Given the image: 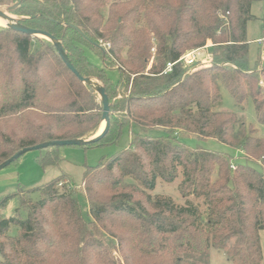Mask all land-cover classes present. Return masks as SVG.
Instances as JSON below:
<instances>
[{
  "label": "trees",
  "instance_id": "16d2710c",
  "mask_svg": "<svg viewBox=\"0 0 264 264\" xmlns=\"http://www.w3.org/2000/svg\"><path fill=\"white\" fill-rule=\"evenodd\" d=\"M258 2L264 0H23L15 13L30 18L24 25L62 39L79 73L106 89L109 132L82 147L117 145L125 129L131 142L88 167L81 188L65 176L35 189L20 185L5 197L0 211L14 199L18 208L10 218L0 213V264H210L212 250L234 264H264V137L244 116L251 101L264 125V67L261 55L250 63L247 39ZM261 20L264 30V14ZM63 23L107 43L106 57ZM208 46L209 65L178 62ZM85 47L103 68L87 60ZM109 70L120 72L117 83ZM223 88L239 113L223 108ZM102 115L98 95L51 43L0 28V165L46 142L92 138ZM182 133L216 140L242 162L187 147L177 140ZM59 150H39L41 165H59ZM179 177V194L203 200L205 213L152 195L158 181Z\"/></svg>",
  "mask_w": 264,
  "mask_h": 264
},
{
  "label": "rangeland",
  "instance_id": "374dc122",
  "mask_svg": "<svg viewBox=\"0 0 264 264\" xmlns=\"http://www.w3.org/2000/svg\"><path fill=\"white\" fill-rule=\"evenodd\" d=\"M15 0H9L7 4L10 5ZM10 2V3H9ZM253 14L257 17V20L248 23L247 27V39L250 44V63L252 65L258 60L261 55V65L264 67V30L262 26V18L264 14V2H258L253 4ZM106 13V9L104 10ZM260 41V42H259ZM101 45L106 48L109 45L105 42H101ZM208 45H211L208 43ZM210 47V48H209ZM38 45H34L33 50L37 49ZM87 60L96 65L98 68H103L101 56H99L94 50L89 47L84 48ZM199 56H201L199 62L203 65H209L211 60V46L200 50ZM107 75L113 83H117L120 80V72L118 70H109ZM223 96V108L239 113V109L236 107L235 102L229 92L226 89H222ZM244 116L249 124H252L259 137H264V125L257 122V114L251 101L247 103L244 110ZM103 123L100 126L101 130ZM154 136L159 137L163 135V132H155ZM177 140L184 143L187 147L197 148L202 147L213 152L224 153L226 155L235 157L234 162H242L240 155L230 149L229 147L219 143L216 140L208 139L202 140L197 135L193 134H180ZM131 142L130 132L125 129L122 132V136L117 145H100L94 148H84L78 146H65L60 147V155L63 161L59 165L42 166L39 157L40 151H31L20 157L18 161L0 172V202L10 194L16 192L17 188L21 185L28 189H35L41 187L59 177H69L74 185L81 188L84 181V174L88 167L98 166L104 158H111L117 155L119 152L128 149ZM255 168H259L255 165ZM181 182L179 177L174 183L168 184L158 181L155 191L152 195L164 196L171 198L177 205L185 206L187 202L197 206L202 213L206 212V206L201 199L189 198L184 199L178 191V185ZM34 200L39 199L38 194L32 196ZM84 213L87 214L88 206L86 202H82ZM18 208V201L12 200L0 213L7 218L13 217L15 210ZM261 245L262 253L264 256V232H261ZM210 264H234L229 261L224 253L217 250L211 251Z\"/></svg>",
  "mask_w": 264,
  "mask_h": 264
},
{
  "label": "water",
  "instance_id": "95a60500",
  "mask_svg": "<svg viewBox=\"0 0 264 264\" xmlns=\"http://www.w3.org/2000/svg\"><path fill=\"white\" fill-rule=\"evenodd\" d=\"M1 1L2 0H0V2ZM22 3H23V0L18 1V2L12 1L10 5H0V28L20 32V33L29 35L33 38L45 39L46 41L51 43L55 47L57 52L59 53V56L61 57L66 67L80 80V82H82L84 85L89 86L98 95L103 105V115H102L103 126L97 135L89 139L46 142V143H43L41 145H38L32 148L23 149L20 152H18L15 156H13L9 160L2 163L0 165V172L8 168L12 163H14L20 157H22L23 155L31 151H39V150L46 149L48 147H65V146L82 147V146H87V145L98 143L100 140H102L107 135L110 129L111 111H110V103H109V98H108L106 89L101 84H99L97 81H95L93 78L83 77L79 73V71L72 64L69 58V55L64 48L62 39H59L55 37L54 35H52L51 33H48L46 31L32 29L24 25V22H26L30 18L19 16L15 13L21 7ZM62 25L65 27L66 31L68 29L75 30L85 41H87L94 48L101 51L103 54V58L106 57L107 52L105 48L102 45L94 43L92 40H90L85 35V33L80 27H77L75 25H68L65 23H63Z\"/></svg>",
  "mask_w": 264,
  "mask_h": 264
},
{
  "label": "built area",
  "instance_id": "2783aa9c",
  "mask_svg": "<svg viewBox=\"0 0 264 264\" xmlns=\"http://www.w3.org/2000/svg\"><path fill=\"white\" fill-rule=\"evenodd\" d=\"M203 50V49H202ZM200 50H193L189 51L186 54H184L180 60L179 63L183 64L185 68L187 67H196L197 62L200 60L201 56H199ZM174 64H169L167 67L166 72H170ZM235 169V168H234Z\"/></svg>",
  "mask_w": 264,
  "mask_h": 264
},
{
  "label": "crops",
  "instance_id": "0c3cea01",
  "mask_svg": "<svg viewBox=\"0 0 264 264\" xmlns=\"http://www.w3.org/2000/svg\"><path fill=\"white\" fill-rule=\"evenodd\" d=\"M260 42V41H259Z\"/></svg>",
  "mask_w": 264,
  "mask_h": 264
}]
</instances>
